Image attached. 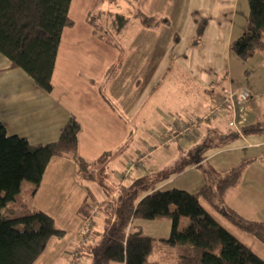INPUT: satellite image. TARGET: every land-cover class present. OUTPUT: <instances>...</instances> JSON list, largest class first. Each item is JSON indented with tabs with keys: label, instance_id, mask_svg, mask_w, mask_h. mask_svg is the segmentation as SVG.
I'll return each instance as SVG.
<instances>
[{
	"label": "rangeland",
	"instance_id": "1",
	"mask_svg": "<svg viewBox=\"0 0 264 264\" xmlns=\"http://www.w3.org/2000/svg\"><path fill=\"white\" fill-rule=\"evenodd\" d=\"M139 1H72L70 15L75 25L66 28L62 38L61 45L65 42V47L60 46L53 75L54 93L59 99L68 98V94L72 96V108L83 125L84 157L92 161L105 151L108 153L100 162L89 166L87 171L81 170L71 157H64L60 162L57 159V163L52 162L38 188L27 180L22 182L23 190H29L24 198L30 207L49 213L55 218L56 225L66 230L64 236L50 240L35 264H67L71 261L79 244L81 228L85 224L78 212L85 199L94 206L99 204V208L101 203L112 202L116 193L124 189L123 185L129 189L134 178L144 175H148L152 189L177 187L198 190L205 182L204 172L208 169V163L179 173L177 169L193 145L184 141V149L181 150L175 138L165 144L170 138L168 130L172 126L176 128L177 124L208 112V107L198 111V104L210 105L230 85L238 90L246 88L252 97L243 102L235 98L234 108L231 115L226 117L223 128L229 131L246 124L242 122L241 114L248 105L253 110L251 118L264 124V50H258L248 59H241L231 51L230 57H227L219 46L214 48V55L221 58L224 53L221 60L199 63L181 61L179 54L181 50L188 52L185 50L190 48L189 44L175 42L173 36L176 30L173 26L143 25L137 13L139 10L143 12L145 0ZM92 9V13L105 11L96 20L99 28L97 33L93 31L94 26L86 21ZM110 12H122L129 18L120 32L114 28L112 17L108 15ZM248 14V0H240L236 12L235 37L245 31ZM98 33H102L101 36ZM74 41L77 46L73 45ZM114 63L115 68L112 67L107 74V69ZM207 69L214 79H206ZM203 73L204 77L201 76ZM98 91L105 97H98L99 102L95 96ZM230 119L236 121V127L229 125ZM177 129L174 131L177 132ZM260 137H248L247 140L239 138L206 153L211 157L210 162L219 169L230 165L235 158L256 156V161L244 172L239 184V189L244 192L241 194L243 199H240L244 201L238 204L245 205L242 211L250 218L259 220L264 219V144L255 147L250 142L261 141L264 133ZM197 145L198 142L193 147ZM140 158L142 168L135 169L130 176L123 178L121 175L128 162ZM202 203L223 226L264 259V244L259 239L218 214L204 199ZM99 214L93 226L102 229L104 211L99 209ZM189 221V217L182 216L179 226L183 228ZM134 223L153 237L149 259L176 262L178 255L190 253L191 247L188 245L172 246L161 240L171 233L173 222L170 218H137ZM80 262L89 264L87 257H83Z\"/></svg>",
	"mask_w": 264,
	"mask_h": 264
},
{
	"label": "trees",
	"instance_id": "2",
	"mask_svg": "<svg viewBox=\"0 0 264 264\" xmlns=\"http://www.w3.org/2000/svg\"><path fill=\"white\" fill-rule=\"evenodd\" d=\"M72 1L0 0V53L10 60L11 67L22 68L48 93L54 89L53 75L63 32L75 25L70 15ZM103 1L97 0L98 3ZM248 3L246 29L232 40L230 46L231 52L241 59L264 50V0H248ZM92 12L93 9L86 21L97 33L96 20L105 11ZM108 15L118 32L129 21L122 12ZM137 15L148 26L167 23L165 19L146 15L140 10ZM205 28L206 20L203 19L192 39L193 46L200 43ZM98 34L101 36L102 33ZM115 66L112 64L106 73L109 74ZM81 128L78 117L71 114L57 140L32 144L27 137L9 134L4 123L0 122V264H35L53 237L65 235L66 230L56 225L52 215L30 207L21 195V185L27 180L38 188L56 156L73 158L83 171L100 162L108 151L92 161L80 154ZM263 130V123L245 124L239 130L217 134L219 142L212 133L214 137L209 136L189 150L177 171L201 166L210 149L220 148L228 140ZM253 160L248 157L224 169L209 165L204 172L205 182L196 191L177 187L152 189L148 175L134 178L131 187L128 189L123 185L124 189L117 193L109 206H100L104 211L102 229L93 226L87 232L81 230L79 244L67 264H80L83 257H87L89 264H110L112 261L124 264H264L262 257L223 226L202 203L204 199L210 208L264 244V221L243 216L227 202L229 192L240 183L246 167ZM93 210L94 205L85 199L78 212L86 220ZM182 216L190 218L183 228L179 226ZM137 218H170L173 222L171 233L161 240L172 246L188 245L190 253L178 255L176 262L149 259L153 237L134 223Z\"/></svg>",
	"mask_w": 264,
	"mask_h": 264
},
{
	"label": "crops",
	"instance_id": "3",
	"mask_svg": "<svg viewBox=\"0 0 264 264\" xmlns=\"http://www.w3.org/2000/svg\"><path fill=\"white\" fill-rule=\"evenodd\" d=\"M239 3L240 0H145L143 6L144 8L142 10L149 16L162 18L167 21V23L161 22L156 26H160L162 24H164L163 26H173L176 30V33L173 36L175 42L189 44L190 48L185 50L188 52H184L183 50H181L182 52L179 54V56L181 57V61H192L194 63L213 62L216 60H221L226 54L227 57H230L231 42L233 39L239 37L237 36V34L236 37L234 35L236 12ZM139 4L142 5L140 1ZM203 19L206 20L204 35L200 43L197 46H193L192 39L196 33V29L200 21ZM65 30L63 32V35L66 32ZM62 45L65 47V42H63ZM62 45L60 46L62 47ZM73 45L77 46L75 41ZM219 46H221L222 48L221 51L225 53V55L224 53H222L221 58L214 55V48ZM204 75L205 73H203L201 76L204 77ZM213 77L214 76L208 74L207 69L206 79H214ZM208 81L213 82L212 80ZM111 89H113V85ZM236 90H238V88H234L233 85H230V87L226 88L220 96L213 99L210 105L207 103H200L198 104L196 109L198 111H201L202 109L203 111L206 109L207 111H209L218 98L224 96L229 91ZM70 95L71 94H68V98L66 99H59L56 98L54 89L51 93L44 91L22 68L11 67L10 60L5 55L0 53V122L4 123L9 134H19L21 136L27 137L32 144L48 143L57 140L60 136L61 128L65 125L70 115L75 114L74 108H72L73 106L71 105L72 96ZM95 96L97 97L98 102L100 97L105 99L101 91H98V94L96 93ZM250 97H252V94ZM76 100H78V98ZM237 100L240 102L244 101L240 100L239 98ZM252 111V106L250 107V105H248L247 109H245V111L241 114L242 122H246V125L258 123L256 122V120H254V118H251L250 114L253 115ZM198 115L201 114H197V116ZM230 115L231 112L217 119H212L207 123H204V121H199L196 124V128H193V131L190 134L180 133L179 131L176 132L174 131V129H176L177 127L175 128V126H172L171 129L168 130V134L171 137L175 138L177 147L181 150L184 149L183 144H185V142H187L188 144H192L193 146L196 142H198L199 145L201 144V141L205 139V137L212 136L214 133L222 135L232 131V129H229V131H227L223 128L226 117ZM197 116L196 118H198ZM232 120L233 119H230L229 122ZM80 122L82 125L81 120ZM240 128L241 126H238V129ZM82 129L83 125L79 133V151L82 153L80 154L84 157L85 153L82 150ZM263 133L264 130L258 133L242 135L234 140H228L225 145L237 141L239 138L243 140H247L248 137L259 139L261 138L260 136ZM31 137H33V139L39 140H32ZM216 140L219 142L218 137L216 138ZM253 141L254 142H250L251 146L259 147L261 146V144H264V139H262L261 141ZM193 146L191 149L194 148ZM188 152H186V156ZM213 154L211 156H213ZM249 157H253L255 160H253L246 167L245 171L256 161V156ZM62 158H64V156H56L52 158L44 174L42 182L47 175L48 169L50 168L52 162H56L57 159V161L60 162ZM210 158V156H207L206 160L201 162V166H203L205 163H208L206 168H208L209 165H212L215 168L219 169L217 166H215V164L210 162ZM229 159L230 157L228 158V160ZM243 159L245 158H235L234 160H232L230 165L226 166L225 168L234 166ZM239 184L229 192L227 202L232 208L237 210L243 216L252 219L250 218V216H248V214L242 211V208L245 205L238 204L243 199L241 194H244V192L239 189ZM27 191L29 190L24 191L22 188L21 195L24 197V195H27ZM258 207V209L261 210V207ZM259 221H264V219H261ZM82 229L83 228H81V230ZM110 264L124 263L119 261H112L110 262Z\"/></svg>",
	"mask_w": 264,
	"mask_h": 264
},
{
	"label": "built area",
	"instance_id": "4",
	"mask_svg": "<svg viewBox=\"0 0 264 264\" xmlns=\"http://www.w3.org/2000/svg\"><path fill=\"white\" fill-rule=\"evenodd\" d=\"M250 95H251L250 91L247 90L246 88H241V89L236 90V91H229L224 96L218 98L214 102L211 109L205 115L198 117V118H195V119L191 118L188 120V122H183L182 124H177V128H178L177 130L180 133L190 134L193 131V128L194 129L196 128V124L199 121H207L209 119H217L223 115L229 114L231 112V110L234 108L236 97L239 98L240 100L245 101V100H248ZM229 125L232 127H236L235 120L230 121ZM236 130H239L238 127L236 128ZM171 139H174V138L170 136V138L165 141V144L170 142ZM142 166H143L142 158L137 159V160H130L128 162V166H127L126 170L124 171V173H122L121 176L123 178L126 176H130L135 169L142 168ZM110 204H111V202L107 201L104 204V206H109ZM99 209H100V206H99V208H98V205L94 206V210L91 213V215L86 220H84L85 224H84L82 231L87 232L93 228L94 220L96 219L97 216L100 215Z\"/></svg>",
	"mask_w": 264,
	"mask_h": 264
},
{
	"label": "bare ground",
	"instance_id": "5",
	"mask_svg": "<svg viewBox=\"0 0 264 264\" xmlns=\"http://www.w3.org/2000/svg\"><path fill=\"white\" fill-rule=\"evenodd\" d=\"M113 199V198H112ZM104 203V202H103ZM93 204V203H92ZM99 205V204H98ZM100 205H102V203L100 204Z\"/></svg>",
	"mask_w": 264,
	"mask_h": 264
}]
</instances>
